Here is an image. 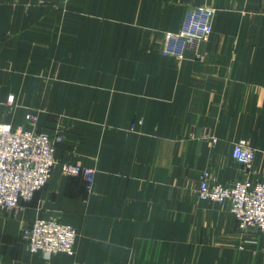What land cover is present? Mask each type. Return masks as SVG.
I'll return each instance as SVG.
<instances>
[{
	"label": "crops",
	"instance_id": "obj_1",
	"mask_svg": "<svg viewBox=\"0 0 264 264\" xmlns=\"http://www.w3.org/2000/svg\"><path fill=\"white\" fill-rule=\"evenodd\" d=\"M194 10L209 38L161 56ZM29 106L63 140L44 187L0 210V264H264V235L196 198L202 171L240 178L239 139L264 179V0H0V122L28 127ZM66 161L95 169L90 190ZM38 216L76 229L72 255L28 251Z\"/></svg>",
	"mask_w": 264,
	"mask_h": 264
},
{
	"label": "built area",
	"instance_id": "obj_2",
	"mask_svg": "<svg viewBox=\"0 0 264 264\" xmlns=\"http://www.w3.org/2000/svg\"><path fill=\"white\" fill-rule=\"evenodd\" d=\"M191 43L187 36L168 33L159 52L162 56L181 60ZM35 119L33 115H26V120L32 123ZM209 139L211 146H214L215 137L209 136ZM62 140L63 136L59 132L47 134L33 128L12 127L0 122V210L18 208L22 201L30 199L47 183L56 164V147ZM231 156L248 171L255 149L248 140L239 139L232 145ZM60 169L63 175L82 177L88 190L92 188L94 168L62 162ZM196 196L199 200L227 202L239 230L257 229L264 233V180L245 177L225 185L218 182L209 171H202L198 175ZM21 237L28 251L40 253L48 259L59 252L72 255L76 231L69 224L58 220L37 217L23 226Z\"/></svg>",
	"mask_w": 264,
	"mask_h": 264
},
{
	"label": "rangeland",
	"instance_id": "obj_3",
	"mask_svg": "<svg viewBox=\"0 0 264 264\" xmlns=\"http://www.w3.org/2000/svg\"><path fill=\"white\" fill-rule=\"evenodd\" d=\"M66 1V0H65ZM199 10V9H197ZM197 10H194L190 13H188L187 15H184V17L182 18V22H181V26L180 28L177 30V31H165L163 33V38H162V44L161 46L159 47V51L161 49V47L163 46V43H164V39H165V35L166 34H182L184 36H187L189 39H191V45H194L197 41L199 40H207L209 38V35L211 33V17H212V12L211 13H207L205 12L206 14L204 15H201L200 13L196 12ZM162 56V55H161ZM165 57V56H164ZM172 57V56H170ZM174 58V57H173ZM177 60V59H176ZM179 61V60H178ZM44 81H46L47 85L50 84L51 82V79L49 78H43ZM15 96L13 94H9L6 98V104H7V107H9L10 110L14 109V105H15ZM41 110V111H46V112H49V110H47L46 108L45 109H41V108H38V107H35V106H29L27 107V110H26V113L24 115V118H25V121L26 122H29L30 125L27 127V128H33L34 130L36 131H41V132H44L42 130H39L37 128V122H38V119H39V115H38V111ZM26 115H33L36 117L35 119V122L32 123L28 120H26ZM61 116V115H60ZM58 120V119H56ZM2 123H5V122H2ZM7 124H10V123H7ZM11 125V124H10ZM12 126V125H11ZM21 126V125H19ZM19 126H16V127H19ZM13 127V126H12ZM15 127V126H14ZM22 127V126H21ZM25 127V126H24ZM62 129L60 127H57V129H55V131H53L52 133H47V134H53L55 132H59L61 133V135L63 136V133L61 131ZM46 133V132H44ZM202 138H203V135H202ZM255 157V156H254ZM67 162V161H66ZM236 162V161H235ZM71 163V162H70ZM237 163V162H236ZM71 164H75V163H71ZM238 164V163H237ZM253 164V162H252ZM239 165V164H238ZM240 169H241V176L240 178L236 179L235 181L237 180H241L245 177H248L249 176V172L251 173L252 170V166H251V169L250 170H245L241 165H239ZM205 171H208V170H205ZM62 173V172H61ZM211 174V173H210ZM213 176V175H212ZM214 177V176H213ZM215 178V177H214ZM249 178V177H248ZM216 179V178H215ZM250 179V178H249ZM217 180V179H216ZM250 180H264V179H250ZM234 182V181H233ZM232 182V183H233ZM230 183V184H232ZM225 185H229V184H225ZM44 187V186H43ZM86 189L88 190V188L86 187ZM33 196V195H32ZM31 196V197H32ZM30 197V198H31ZM197 198V196H196ZM198 199V198H197ZM29 200V199H28ZM201 201H205L207 202V204H209L210 206L212 205H217L219 207L222 208L223 211H225L228 215L231 213L229 212V207H228V203L225 202V203H216V202H213V201H206V200H201ZM38 217H43V216H38ZM232 217V216H231ZM37 218V217H36ZM43 218H46V217H43ZM53 219V218H52ZM56 220V219H55ZM234 220V219H233ZM233 226H234V231H235V234L237 233V235L239 237H243L247 234H249L250 231H256L258 234H262L264 235V233L258 231L257 229H247V230H239L236 226V223L235 221H233ZM71 226V225H70ZM73 227V226H72ZM74 228V227H73ZM75 229V228H74ZM76 231V229H75ZM76 236H77V232H76ZM76 239V237H75ZM253 242V241H252ZM24 243V241H23ZM30 252V251H29ZM74 253V252H73ZM40 254V253H38ZM41 255V254H40Z\"/></svg>",
	"mask_w": 264,
	"mask_h": 264
}]
</instances>
